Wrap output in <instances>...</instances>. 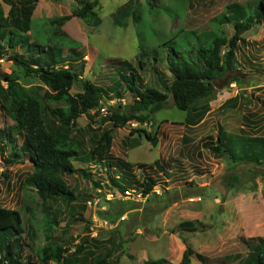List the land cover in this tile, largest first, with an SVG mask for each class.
<instances>
[{
	"label": "rangeland",
	"instance_id": "374dc122",
	"mask_svg": "<svg viewBox=\"0 0 264 264\" xmlns=\"http://www.w3.org/2000/svg\"><path fill=\"white\" fill-rule=\"evenodd\" d=\"M22 1L2 0L0 10L6 13L10 4L21 9ZM41 1L34 4V15L31 14L32 19H36L33 20L30 40L44 45L63 44L65 53L68 50H81L84 69L70 93H83L82 84L85 83L99 86L107 92V105L120 103L123 107L121 111L128 110L133 95L116 84L119 62H131L141 86L149 85L164 91L151 70L152 54H148V58L143 56L145 53L154 51L161 41L175 35L173 32L180 28L196 31L197 34L207 32L213 28L209 23L211 19L227 5L240 4L251 15L253 10L250 8L256 2L100 0L93 7L99 19L97 26H87L81 19L71 17L61 27L62 33L76 41L72 42L67 37L65 39L70 41L54 36V27L46 19L47 16L71 15L80 8V3L76 0H46L47 3L41 4ZM131 2L130 15H136L135 7H138L140 20L135 23L131 18L119 20L122 9L128 8L125 6ZM223 31L224 35L230 37L233 33L232 24L225 25ZM182 36L188 40L193 35L191 32L183 33ZM243 37L245 42L240 44L237 51V59L242 67L238 66L241 71L235 73L240 83L227 85L229 75L221 79L214 98L206 106L204 117L196 124L188 122V119L195 120L192 114L173 107L172 98L168 99L165 109L154 114L151 123L142 125L130 121L122 127H113L111 122L103 121L109 116L103 103L80 115L72 128V140L80 143L78 156L72 159V164L86 172L88 177L80 173L63 176L77 196L72 202L59 199L44 202L33 189L21 186L24 177L32 170L31 163L26 155L22 159L16 158L14 164H7L12 153L20 151L23 134L14 128V121L5 115L0 105V130L13 127L15 141L12 144L7 141L6 144H0V207L16 210L22 218L24 234L20 264H41L38 250L46 246H65L70 249L68 253L73 252L75 246L87 237L92 238V241L85 244L81 253L87 259V264L95 256L106 254L112 247L110 260H117L118 264H143L161 258L171 264H178L186 247L205 258L202 263L192 256V264H242L248 255V248L258 238H264V166L233 162L227 154L218 157L204 148L203 144L216 142L217 134L223 138L264 137V23L254 26ZM0 43L4 45L3 41ZM16 51L25 54L20 48ZM57 53L56 57L60 60L64 52ZM159 54L163 57L165 52L159 51ZM7 56L4 55L0 60V80L3 74H10L14 68L6 60ZM139 56L146 63L142 70L137 68ZM246 57L252 67L245 64L244 60L242 62ZM159 69L163 78L168 79L164 63H159ZM75 70L72 69V72L76 73ZM28 81L22 79L23 84L45 107L42 97L46 88ZM2 84L6 87L5 82ZM115 89L120 91L121 99L113 92ZM229 101L231 104L226 105ZM44 117L49 126L56 125L45 111ZM109 130L113 136L109 155L115 163L111 170L107 169L108 159L105 155H96L92 159L89 156L98 139ZM135 130H144L155 138L152 141L146 139L141 132H133L129 136ZM122 164L130 165L132 172L123 171ZM250 170H253L252 173H249ZM234 173L241 176L242 188L228 190L222 182ZM145 175L152 176L157 185L153 195L147 198L141 196L139 200L136 194L141 195L140 183ZM109 177L117 179L115 181L126 189L136 190V200L126 199L129 206L127 203L122 206L120 201L112 200L102 202L101 207L104 209L88 207L86 202L98 189H102L103 193H121L120 189L111 185ZM163 195L166 197L163 198ZM168 201L170 204L163 209ZM123 207L128 210L120 214ZM101 211L108 213L107 218L100 216ZM76 216L83 221L77 220ZM51 219L57 223H50Z\"/></svg>",
	"mask_w": 264,
	"mask_h": 264
},
{
	"label": "trees",
	"instance_id": "16d2710c",
	"mask_svg": "<svg viewBox=\"0 0 264 264\" xmlns=\"http://www.w3.org/2000/svg\"><path fill=\"white\" fill-rule=\"evenodd\" d=\"M37 1L23 0L20 2L21 9L10 4L6 16L0 10V42L3 41L4 45L6 44L4 47L0 43V60L4 55H8L6 60L14 66L10 74H3L1 77L0 105L5 115L14 121V128L23 134L20 151L12 153L7 164H14L16 158L22 159L27 155L32 170L24 177L21 186L26 189H33L38 198L44 202L57 199L66 202L76 200L77 196L67 185L63 176L80 173L85 178L88 177L86 172L80 171L72 164V159L78 156L80 145L79 142L72 140V128L80 115L100 107V104L103 103L109 111V116L105 117L103 121L111 122L113 127H122L130 121L142 125L151 123L154 114L165 109L168 99L172 98L173 107L192 114L195 120L188 119V122L191 125L196 124L204 117L207 110L206 106L214 98L217 84L221 79L229 75L227 85L233 82L240 83V78L235 73L241 71L238 66L242 67L237 59V51L240 44L243 45L245 42L243 36L247 31H251L254 26L264 23V0H256L254 7L250 8L251 11L253 10L251 15L240 4L225 6L220 14L211 19L209 23L213 28L207 32L197 34L196 31H189L184 28L173 32L175 35H171L164 42L161 41L160 46H157V48L163 47L162 49L156 50V48L154 51L143 55L152 54L151 58L148 56L152 61L151 70L156 76L157 82L163 86L164 91L149 85L141 86L139 78H137L136 68L131 62H119V79L116 84L119 87L123 86L128 93L133 95L128 110L121 111L123 107L120 103L112 106L107 105L105 99L107 92L99 86L85 83L82 84L83 93L76 95L70 93L73 84L78 81V77L84 69L83 52L81 50H68L65 53L63 44L59 46L44 45L35 40H30L33 24L30 19L34 4ZM76 1L80 3V8L75 9L71 15L46 19L54 27L52 30L54 36L62 39L67 37L72 42H76L61 31V27L71 17L81 19L83 24L87 26L99 24L93 7L100 0ZM148 3L152 5L151 2L148 1ZM125 7L128 8L122 9V16L119 15V20L131 18L134 23L140 20L138 7H135L136 15H130L132 2ZM227 24L233 26V33L230 37L224 35L223 31V27ZM191 32L192 37H188V40L183 38V33ZM179 38H181L180 42L178 41ZM17 48L22 49L25 54L17 53ZM159 51L165 52L163 57ZM57 52L61 54L64 52L60 60L56 57ZM69 52L72 54L69 55ZM244 58L242 62L244 60L245 64L252 67L249 58ZM160 62L166 66V71L169 74L168 79L163 78L164 75L159 69ZM66 63L68 65H64ZM145 65V60L139 56L137 68L142 70ZM72 69H76V73L72 72ZM22 79L41 84L46 88L42 97L45 107L40 104L41 100L23 84ZM2 82L6 83V87ZM221 85L223 86V84ZM113 92L118 97L121 96L120 91L115 89ZM119 98L121 99V97ZM227 104L230 105L231 102L229 101ZM44 111L56 124L54 127L46 123ZM12 131L13 127L0 130V144H6L5 141L9 144L15 142ZM110 132V130L104 132L98 139L96 146L89 152L90 159L96 155H105V158L108 159L106 166L109 170L115 164L114 158L109 155L113 137ZM133 132H141L149 140L155 138L153 134L146 133L144 130L131 131L129 136L133 135ZM203 146L218 157H224L227 154L233 162H250L254 167L264 166V137L239 139L229 136L223 138L217 134L216 142L208 141ZM122 165L124 166L123 171L132 172L130 165ZM252 171L250 170L249 173ZM126 176L129 177V173ZM109 180L111 185L120 189L121 192L132 190L120 185L115 181L117 179L109 177ZM156 185V180L152 176L145 175L140 183L141 196L147 198L153 195V189ZM222 185L228 190H239L242 188L241 176L236 173L230 174L225 177ZM95 186L98 185L95 183ZM165 197L166 195H163V198ZM120 202L122 206L127 203V201ZM127 204L129 206L130 203ZM169 204L170 201L166 202L163 209H166ZM127 210L128 208L123 207L120 214ZM101 212L102 218L108 214L105 211ZM76 217L77 220L83 221L81 217ZM50 223L56 224L57 221L51 219ZM23 230L20 213L13 209L0 207V264H20ZM89 241H92V238L87 237L81 240L75 246V251L70 253H68L70 249L65 246L51 245L41 248L38 250L39 262L41 264H48L49 262L87 264V259L81 256V253ZM113 248L107 250L106 254L95 256L89 263L118 264L117 260H110ZM248 250V255L242 264H264V238H258L257 242L252 244ZM192 256L202 263L205 262L203 256L197 255L191 248L186 247L178 264H192ZM143 264L171 263L161 258L145 261Z\"/></svg>",
	"mask_w": 264,
	"mask_h": 264
},
{
	"label": "built area",
	"instance_id": "2783aa9c",
	"mask_svg": "<svg viewBox=\"0 0 264 264\" xmlns=\"http://www.w3.org/2000/svg\"><path fill=\"white\" fill-rule=\"evenodd\" d=\"M134 191L135 190H126L124 192L121 193H117V192H108V193H103V196H98L95 195L93 196L89 201H87V206L88 207H94V208H99L101 209L102 207L100 206L101 203L103 201L107 202V201H112V200H116V201H126V199H130V200H136L134 199ZM102 194L101 190H98V194ZM136 197L141 200V195H137ZM104 209V208H102Z\"/></svg>",
	"mask_w": 264,
	"mask_h": 264
},
{
	"label": "crops",
	"instance_id": "0c3cea01",
	"mask_svg": "<svg viewBox=\"0 0 264 264\" xmlns=\"http://www.w3.org/2000/svg\"><path fill=\"white\" fill-rule=\"evenodd\" d=\"M1 2H2V0H1ZM43 3H47V1H46V0H42V1H41V4H43ZM9 8H10V6H9ZM9 8H8V10H9ZM39 10H40V9H39ZM34 11H35V9L33 10V12H34ZM7 12H8V11H7ZM7 12H6V13L4 12V15H5V16L7 15ZM32 14H33V13H32ZM33 15H34V14H33ZM33 15H31V19H30L32 22H33L34 19H36V18L32 19V18H33ZM38 16L40 17V15H38ZM47 18H52V17H51V16H50V17L47 16ZM40 19H41V18H40ZM65 27H66V26H65Z\"/></svg>",
	"mask_w": 264,
	"mask_h": 264
},
{
	"label": "clouds",
	"instance_id": "9594fccd",
	"mask_svg": "<svg viewBox=\"0 0 264 264\" xmlns=\"http://www.w3.org/2000/svg\"><path fill=\"white\" fill-rule=\"evenodd\" d=\"M98 190H101L102 191V189H98ZM95 195H98V196H103L104 194H103V191H102V194H98V192L95 194ZM95 195H93V196H95ZM92 196V197H93ZM89 201V200H88ZM103 202H105V201H103ZM87 203V202H86ZM102 204V203H101ZM101 206V205H100ZM91 208V207H90ZM103 208V207H102ZM97 209H99V208H97ZM100 210V209H99Z\"/></svg>",
	"mask_w": 264,
	"mask_h": 264
}]
</instances>
